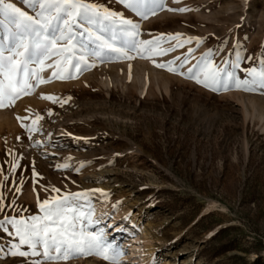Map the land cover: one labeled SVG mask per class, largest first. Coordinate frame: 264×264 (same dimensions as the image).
<instances>
[{
	"label": "rangeland",
	"instance_id": "obj_1",
	"mask_svg": "<svg viewBox=\"0 0 264 264\" xmlns=\"http://www.w3.org/2000/svg\"><path fill=\"white\" fill-rule=\"evenodd\" d=\"M86 2L123 13L139 24L136 39L156 46L134 59L97 58L94 38L77 27L76 55L83 44L95 67L75 72L56 55L30 65L50 82L33 76L31 94L0 108V221L42 217L45 200L81 193L75 205L95 213L84 231H103L118 264H264V87L251 75L264 72V0H160L148 19L118 0ZM180 8L189 10L169 11ZM114 43L128 46L119 31ZM202 61L221 70L217 90L188 77ZM18 242L0 229V264H113L49 261L27 245L29 255H11Z\"/></svg>",
	"mask_w": 264,
	"mask_h": 264
},
{
	"label": "snow or ice",
	"instance_id": "obj_2",
	"mask_svg": "<svg viewBox=\"0 0 264 264\" xmlns=\"http://www.w3.org/2000/svg\"><path fill=\"white\" fill-rule=\"evenodd\" d=\"M176 2L179 3L180 0ZM22 3L27 9L32 10L31 14L15 3L0 0V17H2L0 26L6 28L8 41L7 45L0 44V108L13 106L16 100L31 94V89L35 86L31 82L33 76L37 83L50 82L40 77L42 68L33 69L30 65H44L53 55L67 59L75 72L82 70V64L84 68L95 67V64L88 63L83 44L79 46V56L76 55L74 29L77 27L82 29L81 36L87 33L90 40L94 38L96 48L93 55L97 58L108 56L134 59L135 57L130 55L131 52L143 56L145 52L152 51L156 46L153 41L137 40L140 34L139 24L126 18L123 13L114 12L86 0H22ZM118 3L143 19H148L149 14L155 15L157 7H162L160 0H118ZM188 10L187 8L169 9L179 12ZM117 31L127 38V47H120L114 43ZM104 32H111V38H106ZM169 39L179 40V34L170 36ZM177 46H182V42ZM166 51L168 50L158 54H164ZM202 63L204 68L200 74L195 72L196 66H194L189 69L188 77L205 87L217 90L215 86L219 83L221 70L210 66L207 62L202 61ZM52 75L65 79L56 72ZM226 75L228 79H232L231 74ZM251 75L254 78L259 77L261 87H264V72L258 73L253 69ZM66 78L74 77L70 74ZM239 86L237 83V87ZM43 98L56 102V98L52 96ZM53 191L59 190L53 189ZM82 196L86 194H72L71 199L53 198L51 202L45 200L41 204L44 213L42 217L33 216L30 220L5 218L0 221V229L9 235H15L19 240L12 245L13 250L10 254L22 257L29 255L28 252L21 250V246L27 245L31 249V255L42 254L49 261H68L82 255H95L118 264L121 253L107 242L103 231L97 233L84 231L82 222H92L95 213L94 209L88 212L78 209L75 201ZM7 225H11L15 232H10ZM40 247L43 249L42 253L37 251Z\"/></svg>",
	"mask_w": 264,
	"mask_h": 264
},
{
	"label": "bare ground",
	"instance_id": "obj_3",
	"mask_svg": "<svg viewBox=\"0 0 264 264\" xmlns=\"http://www.w3.org/2000/svg\"><path fill=\"white\" fill-rule=\"evenodd\" d=\"M97 210V209H96ZM118 218V217H117ZM115 220L116 219H114V221L112 220V223L111 224H113V229H114V231H113V233L112 234H117L118 232H120L121 231V227H120V225L117 223V222H115ZM115 222V223H114ZM136 240V239H135ZM134 240V241H135ZM132 241V240H131ZM130 246H131V251L133 252V254H135L134 252H137V255H136V257H140L141 256V250H139V246L138 245H135L134 244V242L133 243H131L130 244ZM142 260V259H141ZM143 261H146L145 260V258H143Z\"/></svg>",
	"mask_w": 264,
	"mask_h": 264
}]
</instances>
